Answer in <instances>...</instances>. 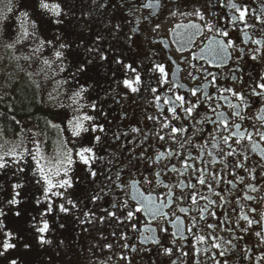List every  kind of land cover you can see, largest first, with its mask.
Returning <instances> with one entry per match:
<instances>
[{
	"label": "flooded vegetation",
	"instance_id": "1",
	"mask_svg": "<svg viewBox=\"0 0 264 264\" xmlns=\"http://www.w3.org/2000/svg\"><path fill=\"white\" fill-rule=\"evenodd\" d=\"M49 2L61 5L63 23H52L55 18L39 8V0H19L24 9L20 19L25 23L23 34L27 31L34 39L38 52L33 68L42 75L41 96L49 97L48 102L56 107H42L43 126L26 120L34 128L35 142L25 147L20 161L19 169L24 170L18 169L17 184L22 187L17 189V241H12L16 247L5 253L2 264L12 260L17 264H264V158L260 153L264 142L256 135L257 129L264 132V121L258 118L264 116L258 111L264 101L251 97L247 106L235 110L239 115H234L229 102H239L230 93L219 91L230 87L250 97L264 75V0H158V6L152 8L143 5H156L157 0ZM230 3L246 10L243 21ZM196 10L204 20L187 15ZM206 22L228 32L223 39L233 41L234 47L228 49L227 59H212L207 52L202 58L201 49L207 47L213 32L202 27L189 40L178 33H194V29L175 27ZM62 44L68 46L61 48ZM58 51L62 53L59 58ZM253 55L257 58L252 59ZM118 59L122 64L116 63ZM124 64L139 72L138 92L124 87L123 80L135 76ZM155 64L164 65L167 83H161L160 74L150 70ZM81 65L84 70L78 71ZM209 73L216 76L215 86ZM192 89H198L197 95H192ZM174 94L184 96L188 106L197 104L191 117L178 109L180 118L170 119L167 109L171 105L164 99L174 100ZM219 114L229 123L228 130L219 124ZM85 115L94 118L83 121L85 126L96 125L97 130L74 137L69 121ZM164 122L170 127L164 128ZM236 124L241 131L253 133L252 140L260 148L253 151L247 138L236 144L237 137H233L224 144L223 136L236 131L232 127ZM171 126L186 131L173 139ZM56 135L58 143L48 146ZM81 147L93 149L91 170L76 155ZM69 149L74 160L69 173L72 187L65 199L52 197L56 210L43 217L49 221L44 236L50 242L41 244L33 225L40 223L48 201L32 155L38 152L46 170L55 173ZM233 149L235 154L228 156ZM200 176L207 181L204 185L198 183ZM146 177L150 183H144ZM63 178L62 169L59 177H52L54 182ZM133 181L137 182L135 188ZM140 193H150L167 215L152 217L141 212L131 222L126 220L124 201L134 208L136 201L130 197L139 198ZM61 203L70 209L67 214L59 211ZM242 216L254 223L249 226ZM131 223L136 224L135 230ZM146 228L156 230L160 244L141 242ZM200 235L205 237L203 243L196 240ZM164 248L172 252L166 254Z\"/></svg>",
	"mask_w": 264,
	"mask_h": 264
},
{
	"label": "snow or ice",
	"instance_id": "2",
	"mask_svg": "<svg viewBox=\"0 0 264 264\" xmlns=\"http://www.w3.org/2000/svg\"><path fill=\"white\" fill-rule=\"evenodd\" d=\"M154 6H158V0H157L156 5H154L152 3L143 5V7H146V8H152ZM228 6L230 8H236L237 11L239 12V19L241 21L244 20L245 15H246V10H241L240 8L237 7V5L235 3H230ZM39 8L46 11L52 17L55 18L52 20V23H55V24L63 23V21L60 19L63 12H62L61 5L59 3H50L49 0H39ZM24 15L27 16V13H24ZM172 15H176V13H172ZM187 15H195L199 20L205 19L204 15L199 10H196L194 13H188ZM235 19H237V18L233 17V20H235ZM155 27L158 29L159 25L157 24ZM175 27L177 29H188V30L194 29L195 30L194 33H192V32L178 33V35H181L182 37L187 36V38L189 40H191L192 35L200 34L202 27L206 28L209 32L214 33V36L209 40L207 47L201 49L202 58H203V54L205 52H207L212 59L219 58L220 60H225L229 56L228 49L234 47L233 41H231L230 39L225 41L223 39V37L228 36V32L222 28L217 27L216 25H214L212 23L206 22L203 26L200 24H197V23H189L186 25L185 24H177ZM24 35L25 36L28 35L27 31H25ZM217 36L221 37V39H217L216 38ZM255 43H259V41H256ZM67 46L68 45L62 44L61 48H64ZM90 51H92V49H90ZM257 51H259V50H257ZM56 56L59 58L62 56V53L58 51V52H56ZM100 58L105 59L103 54H101ZM256 58L257 57L255 55L252 56V59H256ZM45 63H47V61H45ZM116 63L122 64V61H120L118 59V60H116ZM123 67L135 74L134 78H125L123 80L124 87L129 89L133 93L138 92L139 91V85L141 84V76H140L139 72H137V70L131 64H124ZM83 70H84V66L81 65V67L78 69V71H83ZM150 70L156 71L160 74V82L161 83H167V73L165 71V67L163 64H155L153 66V69H150ZM209 75L212 76V83L215 86L216 76L212 73H209ZM235 79H236V77L233 76V80H235ZM176 87H179V86L177 85ZM81 91H84V89H81ZM152 91L156 92V89L154 88V89H152ZM197 91H198V89H192V95L193 96L197 95ZM219 91H220V93H225V92L230 93L235 98V100L239 102V104L232 103L231 101L229 102V107H231L234 110V115H239V112L235 111V110H237L240 105L247 106L248 99H250L251 97H258L261 99V101H264V75H262L260 77V81L257 82L256 85L251 89L250 97H246L242 92L236 91L230 87L229 88H220ZM79 95H80V93H77V96H79ZM223 98L227 99V97H223ZM155 99L157 101H159L161 99V97L159 95H157L155 97ZM209 99H211V97H209ZM176 102H178V103H176ZM164 103L167 105H171L167 109V111L169 113H171L170 119H172V120H176V119L180 118L178 115V109L183 110V112L188 117H191L194 109L197 107V104H191L190 106H188L189 102L186 100V98L184 96L178 95V94H174V100L165 98ZM213 111H215V110H213ZM258 111L264 112V107H262ZM241 118H243V117H241ZM258 118L261 121H264V116H260ZM93 119H94L93 117L85 115L82 118H74V121H69V124L71 126V130H72V135L74 137H79L82 134L89 133L90 131L95 132L97 130L96 125H92L90 127H87L83 123V121H91ZM150 119H152V117H150ZM217 119L219 120V124L223 125L225 130H228L230 128L229 123L226 120L222 119V114H219ZM212 122L215 123V121H212ZM163 127L169 128L170 124L168 122H164ZM232 127H235L236 131L230 132L229 135L223 136V143L224 144H228L229 141L232 140L233 137H237V139H235V141H234L236 144H240L242 140L247 138L248 142L251 144L253 151L260 148L259 143L253 142V140H252L253 133L247 132V131H241L240 130L241 126L239 124L233 125ZM99 130L103 131L104 129L102 126H100ZM132 131L137 132L138 129L133 128ZM185 131H186V129L183 127L171 126V133L173 134V136H172L173 139L175 138V134L183 133ZM256 135L259 136V139L261 142H264V132L257 129ZM95 139L97 141H99L100 137L96 136ZM160 139L163 140L164 136H160ZM212 139L214 141L215 137L213 136ZM213 147H216L215 143H213ZM260 153H261L262 158H264V148H260ZM234 154H235L234 149L230 150L227 153L228 156H232ZM13 155L16 156L17 154L13 153ZM18 155L22 159L24 156V153H19ZM76 155L79 157L80 162L82 164H84L85 166H88L89 170H91V163L93 162V158H94L93 149L91 147H81L80 150L76 153ZM32 159L35 161V172L39 175V177L43 181V184L45 185L43 188L44 200L48 201V207L44 210L43 213H41L40 223L33 225L36 232L40 234V236H39L40 243L44 244V243L50 242V241L46 240L45 236H44V234L47 231H49L50 225H49V221L47 219H43V217L50 215L51 213H53L56 210V205H55L54 201L52 200V197H58L61 199H65L66 198L65 192L67 191V189L72 187V178L69 175V173L71 171L74 160L72 158V149H69L67 156H66V159L58 162L61 167H58L57 170L55 171V173H53L50 168L46 170L45 165H43L41 163V157L39 156L38 152L36 155H32ZM13 162H16V161H13ZM7 166H8L7 162L4 160V158L2 156H0V169L6 168ZM187 166H188L187 163H185V167H187ZM236 167H241V165L239 163H237ZM61 169L63 171V177L64 178L54 182L52 179L53 175L59 177L61 175ZM19 170L23 171L24 169L21 168ZM173 170H175V168H173ZM92 175L95 176L96 173L94 171H92ZM197 179H198V183L201 185H204L207 182L203 176H200ZM37 182L39 183L40 181H37ZM136 183H137L136 181H133V187L134 188H135ZM144 183H146V184L150 183V181L148 180L147 177L144 179ZM21 187H22V185H20V184H14L13 185V189H14L15 194L13 195L12 199L8 201L9 205H17L20 202L17 199V197L20 195V193L18 191H15V190L19 189ZM59 189H64V191L63 192L59 191ZM191 198H192L193 204H195L197 202L196 194L193 193ZM201 198H203V197H201ZM94 199H96V198H94ZM130 199L133 201H136V206L134 208L129 206L127 199L124 201V203L122 205L123 208L128 209L125 219L128 220L129 222H131L135 218L137 213H141V212H148L152 217H155L157 214H159L161 216L167 215L166 213H163L160 211V208L157 207L156 201L154 200L153 196L150 193L148 195H144L143 193H140L139 198L137 197V195H132L130 197ZM39 203H41V201L37 200V204H39ZM67 203L71 204L72 207H76V204L71 199H68ZM58 207H59V211L61 213L67 214L70 211V209L68 207H66L64 203L59 204ZM113 207H115V205H113ZM181 211H183V209H181ZM0 215H4V212L2 210H0ZM16 215H19V212H17ZM85 215L87 216L88 214L85 213ZM108 215L109 216H115L116 214L114 212H108ZM213 215H215V214L213 213ZM241 218L244 220H247L249 226H251L254 223L252 220H248V218L246 216H242ZM201 219H203V210L201 211ZM130 226L133 230L136 229L135 223H131ZM61 227H63V225H61ZM192 227H195V225H192ZM208 227L211 228V227H213V225L210 224V225H208ZM2 228H3V223H2V221H0V229H2ZM191 230H192V228L188 229V231H191ZM155 231L156 230L153 228L144 229L143 232H146L148 234L144 235L142 232V241L141 242L142 243L151 242L153 244H160L161 241L157 238L156 235H154ZM160 231L166 232L167 229L161 228ZM173 235L175 236L176 234L174 233ZM256 235L261 236V233H256ZM14 238L15 237L11 232H5L4 233V239L2 242H0V249H2V251H0V256L4 255L6 252H8V250L16 247V245L12 242ZM204 239H205V237L202 235L196 237V240L200 243H203ZM262 242H264V237H262ZM213 246L214 247H220V245H218V244H214ZM25 247H28V245H25ZM106 247L110 248L111 245H106ZM124 247H128V245H124ZM163 250L166 254H170L172 252V249H170V248H164ZM221 255H223V253H221ZM10 264H17V261L12 260V261H10Z\"/></svg>",
	"mask_w": 264,
	"mask_h": 264
},
{
	"label": "rangeland",
	"instance_id": "3",
	"mask_svg": "<svg viewBox=\"0 0 264 264\" xmlns=\"http://www.w3.org/2000/svg\"><path fill=\"white\" fill-rule=\"evenodd\" d=\"M23 10L19 0H0V89L18 84L22 91H25L26 85H29L31 91L37 93V100L41 102L42 107L50 110L56 105L48 102L49 97L41 96V89L44 87L40 79L42 75L36 74L33 68L38 52L34 39L23 34L25 23L21 24L20 21ZM18 125L20 131L13 136L0 131V156L8 164L6 168L0 169V210L4 212V215H0V221L3 223V228L0 229V242L3 241L5 232H11L15 237L13 241H17L18 204L9 205L8 201L15 194L13 185L18 181V169L22 160L18 154L23 153L26 146H33L35 142L34 128L30 123L24 121ZM13 153L17 155L14 156ZM4 256L5 254L0 256V264Z\"/></svg>",
	"mask_w": 264,
	"mask_h": 264
},
{
	"label": "trees",
	"instance_id": "4",
	"mask_svg": "<svg viewBox=\"0 0 264 264\" xmlns=\"http://www.w3.org/2000/svg\"><path fill=\"white\" fill-rule=\"evenodd\" d=\"M26 88L27 90L22 91L17 84L11 85L10 88L0 89V131L10 136L20 131L19 122L32 120L35 125L41 122L43 126L42 106L30 86L26 85ZM58 141L59 138L56 135L55 139L47 145H53Z\"/></svg>",
	"mask_w": 264,
	"mask_h": 264
}]
</instances>
